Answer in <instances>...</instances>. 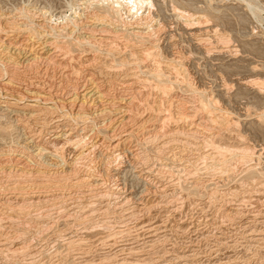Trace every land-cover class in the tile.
Returning a JSON list of instances; mask_svg holds the SVG:
<instances>
[{
  "label": "rangeland",
  "instance_id": "rangeland-1",
  "mask_svg": "<svg viewBox=\"0 0 264 264\" xmlns=\"http://www.w3.org/2000/svg\"><path fill=\"white\" fill-rule=\"evenodd\" d=\"M101 1L0 0L23 42L39 24L95 46L70 52L61 36L68 55L18 71L47 85L39 108L52 86L59 105L78 92L76 118L50 99L26 109L25 94L8 109L0 88V264H264V0H151L124 15L142 39L99 25ZM73 131L86 141L68 145Z\"/></svg>",
  "mask_w": 264,
  "mask_h": 264
},
{
  "label": "bare ground",
  "instance_id": "bare-ground-1",
  "mask_svg": "<svg viewBox=\"0 0 264 264\" xmlns=\"http://www.w3.org/2000/svg\"><path fill=\"white\" fill-rule=\"evenodd\" d=\"M100 1V0H99ZM106 1V3L104 4V2ZM129 1V0H128ZM131 1V0H130ZM128 2L129 3V5H131V8L130 7H128V6H126L125 5V1H123V0H103V1H101V6L103 7H101V6H99V7H101V14H100V18L99 19H96L95 21H97L98 22V24L99 25H102V26H105V27H108V28H111V30H112V32H114V33H116V35H118L119 33H117V32H121L122 33V35L124 36V37H133V38H137V39H142V37L144 36H147V35H149V34H145V33H143L144 35L142 36L136 29H138L139 27L138 26H136L135 25V27H132V29H131V27L130 26H127V21H124V18H126V17H128V16H124L125 14H127V11L129 12V14H132V15H135V19H136V17H140L141 16V14L140 13H143V12H140L139 13V10L143 7V6H148V5H150V3H152V2H150L151 0H132L131 2ZM253 4V3H252ZM140 6V7H139ZM255 6V5H254ZM98 7V6H97ZM98 7V8H99ZM127 7V8H126ZM126 8V9H125ZM133 8V9H132ZM143 9V8H142ZM20 10V9H19ZM123 10H124V12H123ZM143 11V10H142ZM15 12V11H14ZM24 12V11H23ZM27 12V11H26ZM11 13V12H10ZM148 13V12H147ZM1 14V13H0ZM14 14V13H13ZM27 14V13H26ZM30 14V13H29ZM129 14H127V15H129ZM23 15V14H22ZM143 15V14H142ZM148 15V14H147ZM147 15L144 17V19L145 18H147ZM12 16V15H11ZM27 16V15H26ZM76 16V15H75ZM10 18V17H9ZM13 18V17H12ZM12 18H11V20H12ZM19 18V17H18ZM23 18V17H22ZM33 18V17H32ZM75 18H77V16L76 17H74V19ZM137 18V19H138ZM47 19V18H46ZM34 20V19H33ZM126 20V19H125ZM6 21H8V20H6ZM10 21V20H9ZM26 21V20H25ZM28 21V20H27ZM129 21V20H128ZM147 21V20H146ZM16 22V21H15ZM45 22V21H44ZM137 22V21H136ZM139 22H140V25H141V20H139ZM14 23V22H13ZM47 23V22H46ZM80 23V22H79ZM94 23V22H93ZM132 24L134 23V22H131ZM10 23H8V25H9ZM31 24V23H30ZM33 24V23H32ZM50 24V23H49ZM48 24V25H49ZM129 24V23H128ZM135 24V23H134ZM136 24H138V23H136ZM146 24V23H145ZM10 25H12V23L10 24ZM17 25V24H16ZM22 25V24H21ZM27 25V24H26ZM131 25V24H130ZM144 25V24H143ZM142 25V26H143ZM147 25V24H146ZM145 25V26H146ZM29 26V25H28ZM39 24H37L36 26H33V25H31L30 26V28H31V30H30V28H29V32L32 34V36H36V37H38V39H36L37 40V42L35 43L34 41H32L31 43L29 42H27L26 43V40H29V39H26L25 40V42H23V40H20V38H19V36H15V35H13V34H9V33H13V32H15L16 30H18V29H20V26H15V25H12V26H10V28L13 30V31H4V29L5 28H3V26H2V24L0 25V49H1V52H3V54H2V56L3 57H5V58H1L0 57V88L2 87V89L3 90H6L7 92H10L11 91V95L13 96V98H10L9 97V95H7V93L5 94L4 93V96H3V99H5V100H3V101H5V102H3V103H5V107L6 108H13V107H16L17 106V104L19 103V102H21V100H22V98H24L23 97V94H25V95H29V96H31V97H33V102L35 103V104H32V105H27V107H26V105H25V107L24 108H29V110H31V108H34V107H37V108H39L38 106H37V104H38V102L40 101H44V99H43V97H41L40 96V93H44L43 91H46L47 90V88H46V84H43L42 82H26L27 84H24V83H21L22 82V79H23V77L24 78H27V77H25V76H23V77H21L20 79H19V74H18V71H19V69H25V71L27 70L28 72L29 71H31L32 69H34L36 66L38 67L39 65H40V63H42V64H50L51 66H52V64H55V62H56V60L57 59H55L54 60V58L56 57V55H55V53L56 52H63L64 54L66 53L67 54V52H64L63 50H62V47H61V42H59V38L61 37V36H63V38L64 39H66L67 41H66V43H67V45L65 44V46L68 48V50L70 51V52H72V51H74V50H76V51H80V52H83V49L84 48H93L94 49V45L92 44V35H93V32H92V35H90V36H84V35H82V34H78L77 36H73V33H74V30L72 31L71 30V32H61V30L60 31H57L55 28H50V31H45L44 29L42 30L41 29V27L43 28L44 26H41L40 28H39ZM74 26V25H73ZM133 26V25H132ZM6 27V26H5ZM23 27V26H22ZM58 27V26H57ZM65 27V26H64ZM90 27V26H89ZM138 27V28H137ZM37 28L39 29V31L37 30ZM98 28V27H97ZM104 28V27H103ZM136 28V29H135ZM141 28V27H140ZM139 28V29H140ZM144 28H147L148 30H150L151 31V29H150V27H143V29ZM136 31H135V30ZM7 30V29H6ZM9 30V29H8ZM70 30V29H69ZM101 30V29H100ZM107 30H110V29H107ZM110 30V31H111ZM153 30V29H152ZM20 31V30H19ZM18 31V32H19ZM66 31V30H65ZM84 31V30H83ZM91 31V30H90ZM94 31V30H93ZM104 31H105V28H104ZM109 31V32H110ZM142 31V30H141ZM17 32V33H18ZM28 32V31H27ZM102 32V31H101ZM154 32V31H153ZM16 33V35H19V34H17ZM20 33V32H19ZM91 33V32H90ZM114 33H111L112 35L114 34ZM147 33V32H146ZM151 33V32H150ZM28 34V33H27ZM30 34V35H31ZM89 34V33H88ZM106 34V33H105ZM100 35V34H99ZM121 35V34H120ZM29 36V35H28ZM32 36H29V37H32ZM102 36H104V35H102ZM106 36V35H105ZM21 37H22V35H21ZM26 37V36H25ZM44 37H48V38H51V39H53L52 40V42H46L47 40H45V39H43L42 40V38H44ZM98 37V36H97ZM115 37V36H114ZM143 37V38H144ZM23 38V37H22ZM21 38V39H22ZM130 38V39H131ZM146 38V37H145ZM24 39V38H23ZM33 39V38H32ZM34 39V40H35ZM99 39V38H98ZM104 39V38H103ZM102 39V40H103ZM40 40H42V41H40ZM63 40V39H62ZM101 40V39H100ZM104 40H106V39H104ZM114 40H116V39H114ZM136 40V39H135ZM94 41H95V39L93 40V43H94ZM98 42H99V40H97ZM107 41V40H106ZM113 41V40H112ZM132 41V40H131ZM98 42H96V43H98ZM101 42V41H100ZM100 42H99V44H100ZM139 42V41H138ZM64 43V42H63ZM103 43V42H102ZM35 44H36V47L34 48V46H35ZM64 45V44H63ZM154 45V44H153ZM96 46H97V44H96ZM99 46V45H98ZM25 47H27V48H25ZM48 47H51L50 49H48ZM96 49V48H95ZM51 50H53V52H51ZM65 50V49H64ZM85 50V49H84ZM87 50V49H86ZM89 51V50H88ZM21 52H24L23 54H24V56L23 57H20V55H21ZM110 52V51H109ZM62 53V54H63ZM125 53V52H124ZM63 54V55H64ZM65 54V55H66ZM83 54V53H82ZM84 54H85V52H84ZM26 55V56H25ZM68 55V54H67ZM86 55V54H85ZM112 55V54H111ZM156 55V54H155ZM0 56H1V54H0ZM57 56H59V55H57ZM110 56V55H109ZM25 57V58H24ZM71 58V57H70ZM118 58V57H117ZM61 60V59H60ZM88 60V59H87ZM117 61H118V59H117ZM122 62V61H121ZM167 62V61H166ZM171 62H173L174 63V60L173 61H171ZM177 62V61H176ZM178 63H180V62H178ZM177 63V64H178ZM57 64V63H56ZM169 64V63H168ZM49 65V66H50ZM173 65V64H172ZM171 65V66H172ZM57 66H58V64H57ZM60 66V65H59ZM54 67H56L55 65H54ZM53 67V68H54ZM66 67V66H65ZM167 67V66H166ZM173 67V66H172ZM180 67V66H179ZM41 68V67H40ZM58 69H59V67H58ZM42 70V69H41ZM55 70V69H54ZM65 70V69H64ZM113 70V69H112ZM24 71V72H25ZM181 71V70H180ZM23 72V71H22ZM56 72V71H55ZM178 72V71H177ZM21 73V72H20ZM32 73V72H31ZM34 73H37V72H34ZM39 73V72H38ZM67 73H69V72H67ZM22 74V73H21ZM44 73H42V75H43ZM153 74V73H152ZM29 75H31V74H29ZM38 75V74H37ZM75 75V74H74ZM149 75V74H148ZM185 75V74H184ZM187 75V74H186ZM79 76V75H78ZM42 77V76H41ZM52 77V76H51ZM60 77V76H59ZM155 78L154 80H156L158 83H157V86L159 87H161L162 89H164L165 88V90H167L166 88L167 87H164V85L163 84H161V83H159V81L161 82V78L163 77V74L160 72V70H158L157 68L155 69V71H154V74L152 75V77H151V75H150V78ZM125 78V77H124ZM149 78V77H148ZM173 78V77H172ZM19 79V80H18ZM30 79V78H29ZM90 79V78H89ZM164 79V78H163ZM183 79V78H182ZM50 80V79H49ZM24 81H26V80H24ZM38 81V80H37ZM82 81V80H81ZM169 81V80H168ZM46 82V81H45ZM44 82V83H45ZM85 82H86V80H85ZM90 82H91V80H90ZM189 82V81H188ZM254 82V81H253ZM168 83H170V82H168ZM173 83V82H172ZM179 83V82H178ZM190 83V82H189ZM50 84V83H49ZM94 84V83H93ZM46 85V86H45ZM175 85V84H174ZM188 85V84H187ZM248 85V84H247ZM246 85V86H247ZM57 86V85H56ZM95 86V85H94ZM51 87V86H50ZM85 87V86H84ZM100 87V86H99ZM129 87H130V84H129ZM189 88H190V86H188ZM55 89H56V87H54ZM161 88H160V91H161ZM188 88V89H189ZM192 88V87H191ZM190 88V89H191ZM22 89H23V91H22ZM51 89V88H50ZM52 89H53V86H52ZM51 89V90H52ZM97 89V88H96ZM51 90H48L47 91V95H49V98L48 99H50V101H51V103L48 101V99H46L45 98V100H47L46 101V104L47 103H50L51 105H54V106H59V107H62V108H65V106L66 107H68L66 110L67 111H65L66 112V114H68V116H73L74 115V118H76L75 117V114H77V112H75V110L78 108V110H76V111H79V110H82L83 108V105L81 104V109H79V106L77 105V102L79 103L81 100H80V98H79V96H78V92L77 93H73L72 94V96L71 97H66V98H64L65 100H68V102L67 103H62V101H61V103H62V105L60 104L59 105V103H60V99H59V101L56 99L57 97H59L57 94V97L55 96V97H53V93H52V95H51ZM62 90V89H61ZM76 90V89H75ZM74 90V91H75ZM157 90H159V89H157ZM186 90H187V88H186ZM204 90V89H203ZM202 90V91H203ZM56 91H57V89H56ZM93 91V90H92ZM163 91V90H162ZM185 91V90H184ZM72 92H73V90H72ZM97 92H98V90H97ZM135 92V91H134ZM166 92V91H165ZM165 92H162V93H165ZM57 93H59V92H57ZM71 93V92H70ZM167 93V92H166ZM95 94H96V92H95ZM200 94V93H199ZM211 94V93H210ZM10 95V96H11ZM65 95V94H64ZM79 95H80V93H79ZM83 95V94H82ZM81 95V96H82ZM88 95V94H87ZM87 95H85L84 94V96H87ZM204 95V94H203ZM203 95H202V92H201V98L203 99ZM43 96V95H42ZM63 96V95H62ZM101 95H98L97 97H98V99H99V97H100ZM207 96H209V95H207ZM61 97V96H60ZM90 97V96H89ZM200 97V96H199ZM210 97V96H209ZM26 98V97H25ZM101 98V97H100ZM8 99V100H7ZM9 99L10 100H15V101H13L14 103H12V102H10L9 101ZM64 99H62L63 101H65ZM85 98H82V100H84ZM87 99V98H86ZM205 99H207V98H205ZM88 100H90V99H87V101ZM93 100V99H92ZM133 100V99H132ZM210 100V99H209ZM208 99L207 100H204V101H201V103L203 104L202 105V107H205V108H207V109H209L208 107L209 106H207V105H210L211 103H212V101H209ZM122 101L123 100H119V99H117L116 100V103H117V107H118V110H116L117 112L119 111V109L121 108V104H122ZM148 101V100H147ZM82 102V101H81ZM85 102V101H84ZM129 102H131V101H129ZM137 102V101H136ZM139 102V101H138ZM45 103V102H44ZM43 102H42V104H44ZM115 103V102H114ZM205 103V104H204ZM207 103V104H206ZM46 104H44L43 106H41L40 108H39V111H46L48 108L46 107V106H48V105H46ZM218 104V103H217ZM113 105V104H112ZM125 105V104H124ZM127 105V104H126ZM114 106H115V104H114ZM55 107V108H56ZM59 107H57V108H59ZM120 107V108H119ZM54 108V109H55ZM109 108V107H108ZM115 108V107H114ZM136 108V107H135ZM3 109V108H2ZM52 108H50V110H51ZM122 109H124V108H122ZM121 109V110H122ZM214 109V108H213ZM24 110V109H23ZM59 110V109H58ZM60 110H62L63 111V109H60ZM85 110H87V109H85ZM120 110V111H121ZM7 111V110H6ZM42 111V112H43ZM56 111V110H55ZM61 111V112H62ZM83 111V110H82ZM112 111V110H111ZM114 111V110H113ZM119 111V112H120ZM125 111H126V109H125ZM124 110H122V114L125 112ZM9 112V111H8ZM21 112V111H20ZM64 112V111H63ZM108 112H109V110H108ZM118 112V113H119ZM127 112V111H126ZM190 112V111H189ZM209 112V111H208ZM47 113V112H46ZM53 113H55L54 111H53ZM84 113V112H83ZM101 113V112H100ZM115 113V112H114ZM143 113V112H142ZM15 114H17V115H19L20 116V114L19 113H15ZM38 114V113H37ZM45 114V113H44ZM47 114H49V113H47ZM80 114V113H79ZM85 114V113H84ZM92 114V113H91ZM103 114V113H102ZM106 114H107V112H106ZM172 113H169L168 115H167V118L166 119H168V118H171L172 117V115H171ZM101 115V114H100ZM108 115H109V113H108ZM111 115V114H110ZM109 115V116H110ZM123 115H125V114H123ZM178 115H179V113H178ZM188 115V113L186 112L184 115H182V118H183V116L184 117H188L187 116ZM24 116V115H23ZM42 116V115H41ZM51 116V115H50ZM92 116H96V115H92ZM103 116V115H102ZM106 116V115H105ZM126 116V115H125ZM141 116V115H140ZM259 116V115H258ZM26 117V116H25ZM30 117H34V116H30ZM60 117V116H59ZM69 117V118H70ZM83 117H86L87 118V115L85 114ZM190 117V116H189ZM192 117V116H191ZM15 118V117H14ZM68 118V119H69ZM72 118V117H71ZM128 118V117H127ZM164 118V119H165ZM8 119V118H7ZM21 119V118H20ZM29 119V118H28ZM67 119V120H68ZM161 119H163V118H161ZM187 119V118H186ZM189 119V118H188ZM260 119H261V117H260ZM33 120V119H32ZM73 120V119H72ZM80 120V119H79ZM97 120V119H96ZM139 120V119H138ZM262 120V119H261ZM17 121V120H16ZM57 121V120H56ZM137 121V120H136ZM164 121H166V120H164ZM163 121V122H164ZM212 121V120H211ZM85 122V121H84ZM90 122V121H89ZM216 122V121H215ZM22 123V122H21ZM109 123V122H108ZM166 123V122H165ZM216 123H218V122H216ZM58 126V125H57ZM109 126V125H108ZM45 127V126H44ZM111 127V126H110ZM57 128V127H56ZM101 129V128H100ZM113 129V128H112ZM62 130V129H61ZM54 131V130H53ZM52 131V132H53ZM72 131V130H71ZM111 131V130H110ZM155 131V130H154ZM175 131V130H174ZM65 132V131H64ZM106 132V131H105ZM108 132V131H107ZM113 132H115V130L113 131ZM169 132V131H168ZM191 132V131H190ZM53 133H55V132H53ZM59 133H60V131H59ZM132 133V132H131ZM130 132H128L127 133V135L126 136H128V137H130L132 134H131ZM156 133V132H155ZM167 133V132H166ZM85 134V133H84ZM114 134V133H113ZM164 134V133H163ZM56 136V135H55ZM107 136V135H106ZM109 136H111V134L109 135ZM154 136V135H153ZM118 137V136H117ZM116 137V138H117ZM190 137V136H189ZM207 137V136H206ZM110 138V137H109ZM114 138V137H113ZM115 138V139H116ZM127 138V137H126ZM198 138V137H197ZM92 139V138H91ZM108 139V138H107ZM170 139V138H169ZM209 139V138H208ZM88 140V139H87ZM127 140H129V139H127ZM131 140V139H130ZM136 140V139H135ZM161 140V139H160ZM65 141H66V143L68 144V145H73V146H78V145H80V144H82L84 141H86L85 139H84V135H83V133H82V135L81 134H74V131H73V133L72 132H69V134L68 135H66V138H65ZM64 141V142H65ZM123 141V140H122ZM125 141V140H124ZM156 141V140H155ZM196 141V140H195ZM207 141V140H206ZM121 142V141H120ZM152 142V141H151ZM204 142V141H203ZM26 143V142H25ZM26 145V144H25ZM27 145H28V143H27ZM66 145V144H65ZM68 145H67V147H68ZM118 145H119V142H117V141H115V140H110V142H109V146L112 148V150L113 149H115V148H119L118 147ZM21 148V147H20ZM69 148V147H68ZM163 148V147H162ZM249 148V147H248ZM117 150V149H116ZM151 150V149H150ZM38 151V150H37ZM42 151V150H41ZM149 151V150H148ZM247 151V150H246ZM40 152V151H39ZM248 153H249V151H248ZM247 153V154H248ZM111 154V153H110ZM246 154V153H245ZM216 155V154H215ZM248 155H250V157L253 155L252 154V152H250V154H248ZM247 155V156H248ZM143 156V155H142ZM234 156V155H233ZM242 156H244V155H241V157ZM216 157V156H215ZM240 157V156H239ZM246 159L248 158V157H246V155L244 156ZM244 157H242L241 159H243ZM115 158V157H114ZM147 158V157H146ZM202 158V157H201ZM206 158V157H205ZM203 159V158H202ZM251 159V158H250ZM148 160V159H147ZM222 160H223V158H222ZM248 160V159H247ZM138 161V160H137ZM226 161V160H225ZM189 162V161H188ZM222 162V161H221ZM241 162V161H240ZM248 162V161H247ZM119 163V162H118ZM252 163V162H251ZM182 164V163H181ZM179 165V164H178ZM194 165V164H193ZM196 165V164H195ZM212 165L213 164H211V167H212ZM225 165V164H224ZM203 166V165H202ZM210 166V165H209ZM209 166H208V168H209ZM244 166H245V164H244ZM247 166V165H246ZM180 167H182V165L180 166ZM217 167V166H216ZM72 168V167H71ZM230 168V167H229ZM1 169V168H0ZM211 169V168H210ZM16 170V169H15ZM197 170H199V169H197ZM210 171V170H209ZM249 171V170H248ZM171 172V171H170ZM250 172V171H249ZM248 172V173H249ZM11 173H12V171H11ZM16 173V172H15ZM3 174V173H2ZM9 174V173H8ZM256 174V173H255ZM260 174V173H259ZM257 175V174H256ZM10 176V175H9ZM191 176V175H190ZM83 181V180H82ZM84 182V181H83ZM98 182V181H97ZM180 182V181H179ZM78 183H79V181H78ZM88 183H89V181H88ZM99 183V182H98ZM183 184H184V182H183ZM78 185H80V184H78ZM81 185H82V183H81ZM175 185V184H174ZM196 185V184H195ZM178 186V185H177ZM1 187V186H0ZM97 187V186H96ZM182 187V186H181ZM185 187V186H184ZM10 188H12V187H10ZM94 188V187H93ZM198 188H199V186H198ZM13 189H14V187H13ZM20 189V188H19ZM92 189V188H91ZM194 189H195V187H194ZM6 190V189H5ZM10 190V189H9ZM187 190V189H186ZM3 191V190H2ZM107 191V190H106ZM163 191V190H162ZM184 191V190H183ZM217 191V190H216ZM191 192V191H190ZM218 192V191H217ZM161 193V192H160ZM164 193V192H163ZM216 193V192H215ZM219 193V192H218ZM107 194V193H106ZM111 194H112V192H111ZM217 194V193H216ZM1 195V194H0ZM165 196V195H164ZM193 196V195H192ZM107 197V196H106ZM95 198V197H94ZM112 198V197H111ZM162 198V197H161ZM165 198V197H164ZM12 199V198H11ZM9 200V199H8ZM95 200V199H94ZM3 201V200H2ZM127 202V201H126ZM10 203V202H9ZM30 203V202H29ZM158 203V202H157ZM159 204V203H158ZM2 205V204H1ZM90 205V204H89ZM18 206V205H17ZM93 206V205H92ZM124 206V205H123ZM154 206V205H153ZM157 206V205H156ZM165 206V205H164ZM109 207V206H108ZM1 208V207H0ZM89 208V207H88ZM152 208V207H151ZM6 209V208H5ZM17 209V208H16ZM4 210V209H3ZM88 210V209H87ZM5 211V210H4ZM13 212V211H12ZM79 212V211H78ZM89 212V211H88ZM4 213V212H3ZM87 213V212H86ZM60 214V213H59ZM95 214V213H94ZM89 215V214H88ZM91 215V214H90ZM8 216V215H7ZM58 216H60V215H58ZM85 216V215H84ZM89 217V216H88ZM12 218V217H11ZM10 219V218H9ZM87 219H89V218H87ZM94 219V218H93ZM84 220V219H83ZM11 221V220H10ZM14 221V220H13ZM93 221V220H92ZM12 222V221H11ZM36 222V221H35ZM89 222H91V221H89ZM81 224V223H80ZM44 225V224H43ZM13 226V225H12ZM262 226V225H261ZM4 227V226H3ZM8 227V226H7ZM11 227V226H10ZM45 227V226H44ZM150 229V228H149ZM153 229V228H152ZM16 237V236H15ZM17 238V237H16ZM11 239V238H10ZM13 239V238H12ZM81 240V239H80ZM102 240V239H101ZM6 241V240H5ZM13 241V240H12ZM10 242V241H9ZM17 242V241H16ZM24 242V241H23ZM11 243V242H10ZM9 244V243H8ZM13 244V243H12ZM24 245V244H23ZM10 246H11V244H10ZM19 248V247H18ZM18 248H16V249H18ZM15 249V250H16ZM24 249V248H23ZM20 250H21V247H20ZM20 250H19V252H20ZM9 252V251H8ZM12 254V253H11ZM243 262V261H242ZM241 262V263H242ZM227 263V262H226ZM225 263V264H226ZM233 263H235V262H233ZM239 263V262H238Z\"/></svg>",
  "mask_w": 264,
  "mask_h": 264
}]
</instances>
